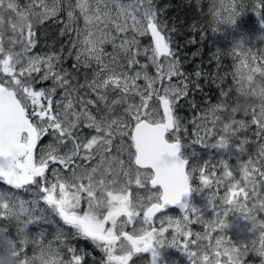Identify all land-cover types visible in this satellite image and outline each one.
<instances>
[{"label":"snow or ice","instance_id":"1","mask_svg":"<svg viewBox=\"0 0 264 264\" xmlns=\"http://www.w3.org/2000/svg\"><path fill=\"white\" fill-rule=\"evenodd\" d=\"M249 9L264 23V0L210 6L217 26H234ZM53 19L67 44L35 51ZM175 30L155 0H0V255L11 237L21 264H89L72 243L79 240L101 253L91 264H167L166 248L190 264H264V227H253L264 226V99H255L264 89L246 110L238 99L244 81L264 74V51L240 40L223 52L240 59L227 85V72L184 70ZM213 58L218 69L219 49ZM201 79L216 84L219 98L190 121L196 133L186 143L177 109L182 101L196 106L189 97L203 92ZM241 111L249 119H237ZM253 143L255 156L235 168L227 159L219 168L202 164L188 151L233 146L244 156ZM205 189L213 191L199 207L190 197ZM175 206L179 214L169 215ZM230 213L249 222L248 243L222 234ZM40 223L57 224L52 239L29 231Z\"/></svg>","mask_w":264,"mask_h":264},{"label":"trees","instance_id":"2","mask_svg":"<svg viewBox=\"0 0 264 264\" xmlns=\"http://www.w3.org/2000/svg\"><path fill=\"white\" fill-rule=\"evenodd\" d=\"M157 9L160 10V16L164 19L169 28H175L176 30L171 33L175 40V45L180 59L182 61V66L184 70L187 72H192L194 69H202L203 71L210 74H223L227 72L228 78L226 81L227 85H232L233 81L231 79V74L235 71L233 66V62H235L233 56L223 55V52L228 50L229 48L224 47V44L221 42V46L219 50L221 51V61L225 63V68L217 69L216 65L210 66L209 60L213 59L214 55H212V50H214V45L212 41L215 37L219 36L220 28L223 24L217 26L212 21V14L210 11V6L212 4V0H155ZM245 19L247 20L249 27V36L255 42L257 51H264V23L261 22V19L251 11V9L247 10L245 14H243ZM60 20L64 19V14L62 13L59 17ZM35 23V21H33ZM63 27L61 23H57L55 19L49 20L43 26L42 35H40V43L35 51H47L49 50V46H51L52 50L59 49L61 44H67V37L61 36L60 29ZM218 31L213 32V28H217ZM206 34L209 35L211 40L206 39ZM226 41H230L229 38H225ZM217 53V51H216ZM73 61H68V66L71 67ZM232 63V65H231ZM231 65V66H230ZM206 80L201 79L200 83L203 85V92L199 90H194L189 99H194L196 101V106L190 105L187 101H182L181 105L178 107L177 112L180 115L179 111L185 113V120L189 118L197 117V113L201 111V106L199 107V102L205 98H210L212 103H216L219 98V88L216 87L210 79V83L212 87L206 88ZM226 85H221L224 87ZM203 96V97H202ZM235 99H237L236 93L233 92L230 94L229 103H232ZM240 103H243V98H238ZM207 106V104H206ZM243 112L237 113V119H249L242 115ZM254 127V126H253ZM89 130H85L87 133ZM242 135L251 136V130L247 133H243ZM213 141V140H211ZM233 143H235L233 141ZM248 152L244 156H240L239 149L237 147L229 146L226 154L231 153V158L226 159L228 163L233 167H238L242 160H246L248 154L255 156L256 154V146L255 143L247 145ZM218 150V149H217ZM218 154V153H216ZM239 156V159L237 157ZM220 167V165H219ZM218 167V168H219ZM237 175V173H234ZM225 189L221 188L220 192H223ZM2 223V222H0ZM95 257H99V251L95 249H91ZM101 254V253H100Z\"/></svg>","mask_w":264,"mask_h":264},{"label":"rangeland","instance_id":"3","mask_svg":"<svg viewBox=\"0 0 264 264\" xmlns=\"http://www.w3.org/2000/svg\"><path fill=\"white\" fill-rule=\"evenodd\" d=\"M21 2L26 3L27 0H21ZM212 2H213V0H212ZM226 2H227V0H226ZM249 32L250 31H249L248 23H247V20L245 19V17L243 16V14L237 20V22L234 26H227V25L223 24L222 27L220 28L219 36L215 37L214 40L212 41V43L214 45V50H212V52H211L212 55L216 54L217 49H219L221 46V42L224 44V47H227L230 49L234 46V44L236 42H238L240 40H245V46L246 47H250V48H252L253 52L259 53L257 51V47H256L255 42H253V40L249 36ZM235 33H236V35H235ZM212 37H209V35L206 34L207 40H211ZM229 37H230V41H226L225 38H229ZM109 50H110V48H109ZM233 58L235 60L234 63H235V70H236V66L239 65L240 59L238 57H233ZM209 64H210V66H213V65L217 66L216 60L214 58L209 60L208 65ZM231 65H232V63H231ZM220 68H225V63L223 61L220 63ZM210 86L212 87V84L210 83V80L208 79V80H206V88H208ZM209 100H210V98H205L199 102L198 108H200V106H201V111L197 113V117L202 115V110H204L207 107L206 104H207V101H209ZM179 112H180V116L183 117L182 122L187 124V126L189 128L188 135L185 138V142L189 143V138H190V135L193 133V130L196 133V128L190 123V121L195 119V117L185 120L184 119L185 113L182 111H179ZM47 141H48V138L46 137L45 140L42 141V143H45ZM234 142H236V141H234ZM255 146H256V150H257L258 145L256 143H255ZM227 150L228 149H218V150L214 151V150H210L209 147H204L203 145H199L196 153H197V156L201 157L199 159L200 163L203 164V163L208 162L210 165L215 164L217 166V165H220L219 162L222 159H226V157H228V155L226 154ZM216 153H218V154H216ZM217 168H218V166H217ZM218 175H219V171H218ZM237 175H238V173H237ZM0 189H6V186L0 184ZM17 191H18V194L21 195V197L30 198L29 193H25V192H23V190H17ZM212 191H213L212 189H205L203 193H198V194L194 195L192 202L199 207H203L206 197L208 195H210ZM262 191H264V189H262ZM223 192H222V194H223ZM167 211H168L169 215L179 214V211L175 208H172L171 210H167ZM206 215L210 216L211 213H207ZM261 218H264V214H261ZM54 219L58 220V218H54ZM227 221L231 224V227L228 229H225L222 234L228 240L233 241L237 245H242V244L248 243L253 238V234L249 230L250 229L249 222H247L242 217V215L240 213H230L228 218H227ZM61 226H62V224H61ZM193 227L196 231H201V232L204 231L203 225L197 224V225H194ZM56 228H57L56 223H51V224L40 223V224H35V225L29 226V231L32 233H36V232L41 231V230H46L48 237L50 239H52L54 236V233L56 232ZM219 234H221V233H219V232L213 233V237L215 238V236H217ZM72 243L75 246H77L78 248L86 250L90 254L88 259H89V264H91V257H95L93 252L91 251V249H94V246L90 242H86L83 240L72 241ZM100 255L101 254L99 252V256ZM145 256L147 257L148 254H145ZM163 259L167 262V264H190L186 255L177 248H166L163 251ZM253 259H256V258L251 257V256L249 257V260H253ZM146 264H147V261H146Z\"/></svg>","mask_w":264,"mask_h":264},{"label":"clouds","instance_id":"4","mask_svg":"<svg viewBox=\"0 0 264 264\" xmlns=\"http://www.w3.org/2000/svg\"><path fill=\"white\" fill-rule=\"evenodd\" d=\"M261 89H264V74L254 77L250 82L244 81L240 85V94L243 98V103H240L239 105L240 110H246L252 102L254 93H258ZM255 99L262 100L264 97L256 96ZM224 227L225 229H228L231 227V224L228 221H225ZM253 227L255 229L264 226L260 225L259 222H255ZM9 239L12 240V246H10L4 254L0 255V264H21V258L14 254L16 251V242L11 237ZM29 264H31V258H29Z\"/></svg>","mask_w":264,"mask_h":264},{"label":"water","instance_id":"5","mask_svg":"<svg viewBox=\"0 0 264 264\" xmlns=\"http://www.w3.org/2000/svg\"><path fill=\"white\" fill-rule=\"evenodd\" d=\"M177 208H179L178 206H176Z\"/></svg>","mask_w":264,"mask_h":264}]
</instances>
